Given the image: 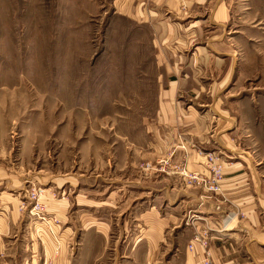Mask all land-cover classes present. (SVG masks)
Instances as JSON below:
<instances>
[{"label": "rangeland", "instance_id": "374dc122", "mask_svg": "<svg viewBox=\"0 0 264 264\" xmlns=\"http://www.w3.org/2000/svg\"><path fill=\"white\" fill-rule=\"evenodd\" d=\"M124 1L0 0V264H52L61 252L67 264H182L181 247L137 242L156 224L145 212L196 185L180 175L186 161L203 172L209 158H245L264 174V0H228L221 37L192 23L194 0H178L162 15L175 28L165 43ZM192 24L200 37H189ZM169 50L220 65L204 61L171 102L181 113L166 118L159 94L174 77L157 55ZM56 201L69 207L64 221Z\"/></svg>", "mask_w": 264, "mask_h": 264}, {"label": "crops", "instance_id": "0c3cea01", "mask_svg": "<svg viewBox=\"0 0 264 264\" xmlns=\"http://www.w3.org/2000/svg\"><path fill=\"white\" fill-rule=\"evenodd\" d=\"M129 1L132 2L131 5L135 4L133 3L134 0ZM124 2L126 4L123 7L135 20L152 25L157 42L165 43L168 37L173 39L175 28L173 27L171 33L166 21L168 19H163L162 15L167 16L170 11L174 12L179 4L178 0H141L138 7L130 6V8H128V1L125 0ZM214 2L211 11L208 13V7L211 6L209 4L212 1L194 0L191 3V11L195 18L192 23L202 20L207 23L206 28L208 25L214 27V29L220 28L221 31L218 37H221L224 36L225 24L231 21V10L228 0H216ZM203 10L207 15L201 18L200 15L202 14L200 13ZM191 26L192 31L188 33L189 37H200V26H194V24ZM205 27L203 29H206ZM206 32L211 34L215 31L206 29ZM210 37L207 36V39ZM218 41L215 42L213 39L216 47H218ZM173 55L171 50L168 52L161 51L157 55L159 67L163 71L164 69L171 71L174 77L173 80L168 81L166 88L159 94L158 111L162 117L166 118L181 113L177 106H171L173 98L176 97L182 87L189 86V83L193 80L194 72L206 69L204 68V61L209 63L212 60L208 57V54L199 50L195 51L185 61H183V58L174 57ZM199 60L201 61L198 62ZM227 63H225V67ZM218 64L219 62L214 60L211 62V65L214 66ZM200 75V73L199 75L197 73L198 79ZM225 122L222 123L227 125V120ZM193 160L186 161V169L200 171L203 164L201 166L200 162ZM251 163L250 159L245 158L235 162L218 161L222 168L223 177L219 182L217 192L208 191L205 184L180 187V189L175 185L174 189H178L175 199H178L174 205L168 207L166 204L163 208L159 207L157 212H153L154 207H152L151 210L149 209L150 212H145L149 216H156L157 214L156 224L153 225L152 230L146 229L145 236L139 239L137 243L141 242L140 245L145 247H154L156 245L161 246L164 241L165 243L169 242L174 247H181L182 252H179V255L182 258V264H202L204 257H208L213 264H264V206L262 205L263 195L260 184L264 174L251 169L253 166ZM203 173H206L205 169ZM162 196H164V193H162ZM77 197L80 198V195ZM101 204L97 205V202H95V205H93L95 211L99 212L102 209ZM51 205L52 209L56 210L54 215L60 216L64 221L67 218L66 214L69 208L67 203L56 201ZM18 206L16 203L11 205L12 216H10V219L12 221L15 220V214L18 213ZM76 206H79L76 210L78 220L81 224L85 223L84 220L87 215L82 214L85 210L81 207L86 206L79 203ZM100 215L101 212L97 216L93 215V221H91L93 228L100 224L98 223L101 221V218L98 220ZM143 215L145 214L143 213ZM185 217H188L186 223L184 222ZM12 229H14L12 224L5 225L3 228L5 231ZM203 231L207 232L205 237L206 248L203 250L198 244H195V252L193 254L188 252L186 247L192 237L201 234ZM63 253L61 252L52 264H67L68 261ZM175 255L178 256V252ZM145 259L147 263L153 261L152 257H146Z\"/></svg>", "mask_w": 264, "mask_h": 264}, {"label": "built area", "instance_id": "2783aa9c", "mask_svg": "<svg viewBox=\"0 0 264 264\" xmlns=\"http://www.w3.org/2000/svg\"><path fill=\"white\" fill-rule=\"evenodd\" d=\"M205 171L207 174L199 171H189L186 168H180V175L188 180L189 184H205L208 191L217 192L219 190V182L223 177L221 165L213 158L207 160L205 164ZM37 205V203H36ZM207 232L203 231L199 235H194L187 245V251L195 252V244H198L203 250L206 248ZM202 264H213L208 257H204Z\"/></svg>", "mask_w": 264, "mask_h": 264}]
</instances>
